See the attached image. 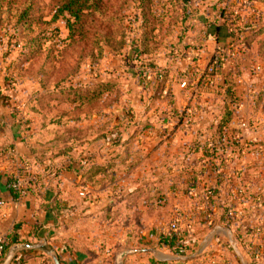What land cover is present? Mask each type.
<instances>
[{"label": "rangeland", "instance_id": "1", "mask_svg": "<svg viewBox=\"0 0 264 264\" xmlns=\"http://www.w3.org/2000/svg\"><path fill=\"white\" fill-rule=\"evenodd\" d=\"M66 1L0 0V161L15 164L17 145L30 152L40 167L31 171L23 164L31 172L30 187L36 185L34 178L48 179L51 191L61 197L68 222L64 229L77 234L73 248L82 253L81 264H147L151 252L142 250L151 240L187 239L191 223L198 222L193 219L205 215L208 189L175 193L169 174L179 167L203 164L219 168L218 175L223 165L237 160L252 165L246 178L250 187L242 189L243 182V197L236 200L244 202L232 209L239 236L237 220L247 210L243 204H251L244 192L264 193V33L249 47L236 39L224 48L207 83L211 60L196 79L189 72L199 62L188 42L193 36L190 1L80 0L84 6L76 25L82 30L73 39L67 21L76 22L63 11ZM213 3L227 8L236 38L253 32L246 25H264V0H206L202 11ZM186 53L190 57L185 59ZM195 101L201 113L194 112ZM82 102L86 108L78 112ZM227 112L238 126L229 129V143L222 141L221 147L243 151L241 157L191 154L194 144L213 145ZM204 119L208 122L201 125ZM64 173L75 180L68 192L61 191ZM84 174L102 183L97 187L107 186L97 204L95 185L80 187ZM110 182H116L113 192ZM126 193L130 201L119 202L112 226L111 200ZM255 205L261 214L256 218L264 223V204ZM131 250L139 255L117 262Z\"/></svg>", "mask_w": 264, "mask_h": 264}, {"label": "crops", "instance_id": "2", "mask_svg": "<svg viewBox=\"0 0 264 264\" xmlns=\"http://www.w3.org/2000/svg\"><path fill=\"white\" fill-rule=\"evenodd\" d=\"M189 1L190 4L188 10L192 12V14L190 18L191 20L188 24L191 25V27L193 26V36L188 42L194 44V50H192L190 55H193L195 58H199V62L194 65L195 67H190L189 72L190 74L192 73L191 76L196 79L201 76L200 74L203 70V63L207 62L208 64L209 60L212 59L218 48L223 50L224 48L228 49L232 42L236 41V36L232 34V32H234L232 23L225 25L224 21L221 19L220 9H218L217 4H208L210 8H207L204 12L202 9L204 8L203 4H205L206 0ZM197 3L201 4V8L197 7ZM215 6L217 9L214 8ZM196 11L201 12L195 13ZM195 16L199 17V20H197L198 18L196 19ZM186 54L183 56L185 59L190 57V55L187 54L186 56ZM190 91L197 92L198 90L195 87H192ZM198 104L199 103L196 102V109H194V112H197V110L200 109L201 113L203 107H198ZM207 122L208 121L204 119L201 121V125H204V123ZM237 126V122H230L228 124L227 133L230 128L232 129L234 127L236 129ZM231 134L236 135V130L231 132ZM207 136H209L208 132H206V137ZM209 137L206 139L208 140ZM228 141L229 139H227L226 134L223 142L226 143ZM16 143H18V140H15V144ZM198 144L197 145L199 147L193 152L191 151V154H198V152L205 154V156H207L208 153L215 154V156L230 154L235 161L239 159L238 157H241V154H243V151L236 152L235 150H232L231 147L229 149V146L227 147V145L220 148L217 146L212 148L208 144ZM84 146L81 147L85 148ZM126 147L130 148L131 146L128 147V145H126ZM83 150L84 153L89 151L86 149ZM126 154H129V152H126ZM0 156H2L1 153ZM14 157L15 164L13 165L2 163L3 161H0V202L2 203V205H0V238H6L9 243L10 235L13 234L15 228L19 226L16 233L20 241L23 243L16 245H28L32 247V249L17 251L10 264H53L50 255L51 252H54L57 255L60 264H81V260L83 259L82 253L79 252L78 249L73 248V246L75 247L78 242L77 234L73 231H67L64 229L68 223L65 221L66 218L62 216V212L66 210V206L60 203L61 197L57 196V193L51 191L49 188L51 184L48 179L46 181L34 178L36 185L33 183V186L30 187L29 184V192L23 198H16L15 194L10 190L9 181L12 177V171L14 172L15 169L21 166V174L24 175L22 173V169L25 162L28 163L27 166L30 167L31 171L37 170L38 168L40 170V167H36L35 162L31 158L30 152L26 150L22 144L15 147L13 158ZM237 162L238 164L235 162L232 163V165L227 164L223 165L222 168L220 167L221 173L218 175L216 173L219 168L216 167L213 169H207L203 164L191 168L185 167L181 169V167H179L177 170L173 169V172L177 173L184 172V174H187L190 172V174H194L197 177L196 189L204 187L214 192L216 198L213 204L212 217L215 224L211 225L206 222L204 215L199 216L200 219L195 217L193 222L196 220H198V222L196 221V223H191L193 231H191V234L188 235L189 237H187V239H183L184 253L181 256L175 255L169 249L157 247L159 241H157V238L154 239V241L151 240L154 243V246H145L146 248L142 250L144 253L151 252V254L149 253V257H146L147 264H152V260L156 262L169 263L183 261L185 264H262L264 262V248L262 240L264 237L262 234L261 236H258L256 233L259 231L258 227L264 231V223L260 222L259 218H256L257 216L260 217L261 214H259L255 205L256 203L264 204L263 191H258L257 193H249L248 190L247 192L245 191L246 194L249 195V199H251V204H249L250 202L248 203V201L246 204H243V208L247 210L244 213V217L240 215L241 218L237 220L239 221L237 223L239 224L237 229L239 236L236 234L237 231L235 232L234 225L236 222L230 226H225L224 224L216 222L219 220L221 215L218 210L219 205L224 206L225 203H231L234 209L238 206V203L244 202L236 201L238 200V196L235 195V192L238 189H241L240 187H242L243 182L244 185L242 189L247 188V186L248 188L250 187L249 183L246 182V177L248 176L249 171H251V168H253L252 165H249L248 163L244 164L241 160H237ZM79 163V166L85 167L84 162L82 163L79 161ZM72 172H74V169H72ZM63 177L64 179H67V181L64 186H61V191L68 192L75 180L72 177V174L66 175L64 173L62 175V179ZM79 184L80 187L84 185L87 189H91V186H93L90 184V187L86 186L88 184H86L85 181H80ZM100 184L102 183L95 180V194H97L98 198L94 199V204L101 201L102 197L100 196L99 198V195L105 191V188H107L106 186L103 189L102 185L100 188L97 187ZM115 185L116 182H110L108 185L112 192L115 190ZM114 194L116 193L114 192ZM127 194L128 193H126L123 198L118 197V195L112 198L109 208L111 210V214L113 215L112 218L115 219H112L113 221H116L118 218L116 210L119 202L124 201ZM126 204H128V202H126ZM102 208H97V213L103 211L101 210ZM79 216H81V214H79ZM130 217V220L133 219V214H131ZM112 220L111 224L113 226ZM114 224H116V222ZM257 225L259 226L257 227ZM199 226L202 227L199 228ZM199 230H201L202 233ZM236 236L237 241L235 240ZM234 240L236 243L233 242ZM10 248L5 254L3 262L7 257ZM131 251L135 252L132 255H128L127 258L139 255V251ZM3 262L1 264H3ZM126 262L127 261L125 259V263Z\"/></svg>", "mask_w": 264, "mask_h": 264}, {"label": "trees", "instance_id": "3", "mask_svg": "<svg viewBox=\"0 0 264 264\" xmlns=\"http://www.w3.org/2000/svg\"><path fill=\"white\" fill-rule=\"evenodd\" d=\"M183 1H184V4H186L187 1H189V0H183ZM225 2L226 1L221 2V4H223ZM83 6L84 5H82L80 0H67L66 1V6L64 7L63 11L67 12L70 15V18H73L75 20V22H76V23H70L69 21H67V26H68V29H69V32H70V38H72V39L75 38V33L76 32L82 30L81 27L77 28L76 24H77V22H79L81 20L80 14L82 12ZM227 11H228L227 8L220 9V16H221L222 20L224 21L225 25H227L229 23L227 21V17H228V12ZM191 14H192V12H191ZM246 28L252 29L253 32L251 34H249L248 36H246V38L243 37V39H240V37H239V38H236V39L240 40L241 44H245L247 47H249V45L253 44L257 40V38H258V36L260 34L264 33V25L261 24L258 27L257 26H247L246 25ZM78 40H83V37L78 38ZM222 54L223 53H217L216 55H214L212 57V59L210 61V65L208 67H213V73H215V70L217 69V66H218L219 62L222 59V58H220ZM215 60H216V64H214ZM213 73H212V76H213ZM212 76L207 77V75L205 74V79H206L207 83L209 81H211ZM203 80H204V78H203ZM83 104L84 103L82 102L76 107L78 112H79V110H84L86 108ZM94 106H96V105H94ZM227 115L228 116L226 118L220 120L219 126L217 127V130H216V132L213 135L214 138H215V142H213V145H212V143L209 144L212 148L213 147L215 148L216 146L220 148L223 145L222 141H223L225 135L227 134L228 124L231 121L230 112H227ZM198 147L199 146L197 144H195L193 146V148L191 149V151L193 152ZM126 152H127V149H126ZM131 154H134V153H131ZM96 170H97V168H96ZM165 174H168V173L166 172ZM169 176H170V178L172 180V184L169 185V187L172 188L173 190L175 189L174 192L175 193L178 192L181 196H182V194H184V195L185 194H189L190 190L196 189L197 177L194 174H190V172L187 173V174H184V172L177 173V172H173L172 171L169 174ZM91 179H92L91 176L88 177L87 174H84V180L88 181L90 185H94L95 184V180H93V179L91 180ZM10 183H11V180L9 181V188H10ZM10 190L12 192H14L13 189L10 188ZM182 190L185 191V193H182ZM208 192L211 193L210 203L213 204L214 201H215V198H216L215 194L211 190H208ZM239 194L242 196V193H239V189H238V191L235 192V195L239 196ZM244 194H246V192H244ZM125 201L129 203V201H130L129 194L126 196ZM231 209H233V205H231V203H225L224 206L223 205H219L218 210H219L221 215H220L219 220L216 221V222L219 223V224H224L225 226H230L229 224L233 223V220H230L229 215H228V211L231 210ZM133 216H134V214H133ZM212 216H213V209H211L209 207L208 214L206 216H204V217L206 219V222H208L211 225L212 224L214 225L215 221H213V217ZM112 219H114V218L111 217L110 222H111ZM18 228H19V226L16 227L14 233L10 235L9 243H8V245H7L6 249H5L2 257L0 258V264L3 262L4 256H5V254L7 253L8 249L11 246L23 243L22 241H20V239L17 236L16 231L18 230ZM261 234L264 237V231ZM181 239H182L181 237L173 238L171 235L167 236L166 238H161L160 237L157 246L159 248L169 249L175 255L181 256L184 253L183 246L181 247L179 245H176L177 242L180 241ZM238 244H239V242H238ZM146 246L152 247V246H154V243L151 241ZM152 264H185V262L176 261L175 263H169V262H156V261L152 260Z\"/></svg>", "mask_w": 264, "mask_h": 264}, {"label": "built area", "instance_id": "4", "mask_svg": "<svg viewBox=\"0 0 264 264\" xmlns=\"http://www.w3.org/2000/svg\"><path fill=\"white\" fill-rule=\"evenodd\" d=\"M223 52H224L223 49L218 48L217 51H216V54L217 53H223ZM214 64H216V60L214 61ZM212 73H213V67H209L206 70L207 77H209ZM146 75H147V78H149L147 73H144L143 76L145 77ZM158 77L161 78V76H159V75H158ZM184 86H186L185 83H183L181 87H184ZM22 173L24 175L21 174V171L20 172L16 171L13 174V176L11 177V179L12 178L13 179L12 180L10 179L11 180L10 188L13 189V191H14L13 193L16 195V198L25 197L27 195V193H28V190H29V188L27 189V186H28V184H30L31 178H30V171H29L28 167L27 168H23L22 169ZM22 182H25L27 185H24ZM189 194L190 195L192 194V191L191 190H190V193ZM210 198H211V193L210 192H207L206 193V197H205L206 202H205V205L204 206L206 208V211H205V215L204 216H206L208 214L209 207H210V202H209L210 201ZM0 205H2L1 202H0ZM228 215H229L230 220H232L233 218L236 217L235 211L232 210V209L228 211ZM176 216H177L176 217L177 219L178 218L179 219L181 218L180 215H176ZM190 228L191 227L189 226L188 229H190ZM256 233L258 234V236H261V233L259 231L256 232ZM262 240H263V248H264V238ZM178 244H179V246L182 247L183 244H184V240H180L178 242ZM7 245H8V240L6 238H0V258L2 257V255H3V253L5 251V248H6Z\"/></svg>", "mask_w": 264, "mask_h": 264}, {"label": "water", "instance_id": "5", "mask_svg": "<svg viewBox=\"0 0 264 264\" xmlns=\"http://www.w3.org/2000/svg\"><path fill=\"white\" fill-rule=\"evenodd\" d=\"M32 249V247L28 246V245H14L10 248L9 253L7 255V257L5 258L3 264H10L11 261L13 260L15 254L17 251L20 250H29ZM135 251H126V252H122L118 257H117V262L121 263V261L127 257L128 255H132L134 254ZM51 259L53 261V264H60L57 255L54 252H51Z\"/></svg>", "mask_w": 264, "mask_h": 264}]
</instances>
